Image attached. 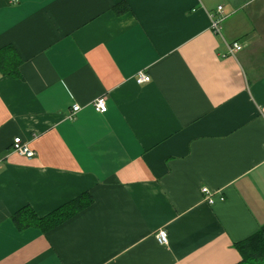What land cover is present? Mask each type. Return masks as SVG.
I'll use <instances>...</instances> for the list:
<instances>
[{
    "label": "crops",
    "instance_id": "crops-1",
    "mask_svg": "<svg viewBox=\"0 0 264 264\" xmlns=\"http://www.w3.org/2000/svg\"><path fill=\"white\" fill-rule=\"evenodd\" d=\"M4 49L21 78L0 73V264L241 262L264 230V0H0ZM85 193L47 233L13 222Z\"/></svg>",
    "mask_w": 264,
    "mask_h": 264
},
{
    "label": "trees",
    "instance_id": "trees-1",
    "mask_svg": "<svg viewBox=\"0 0 264 264\" xmlns=\"http://www.w3.org/2000/svg\"><path fill=\"white\" fill-rule=\"evenodd\" d=\"M114 9L117 15H122L128 11V6L119 4ZM9 50L0 51V73L15 79L21 78L19 71L21 62L15 60ZM93 202L92 195L85 193L44 218H39L30 207H25L13 216V222L19 231L36 228L47 233L73 219L80 212L89 208ZM235 247L242 258L239 264H264V230L258 231L248 239L236 244Z\"/></svg>",
    "mask_w": 264,
    "mask_h": 264
},
{
    "label": "built area",
    "instance_id": "built-area-1",
    "mask_svg": "<svg viewBox=\"0 0 264 264\" xmlns=\"http://www.w3.org/2000/svg\"><path fill=\"white\" fill-rule=\"evenodd\" d=\"M225 20V17L223 16V7H218L217 11L215 14L211 15V30L216 34V35H222V24L223 21ZM228 47V53L232 56L235 55L236 52L242 50V46L239 44H233V45H227ZM136 82L139 85L150 83L151 78L149 75L145 74L144 72H140L136 76ZM94 107L97 112L99 113H106L108 108L106 104V98L101 97L98 98L95 103ZM81 110L80 106H74L73 108V113H78ZM13 150L15 153L19 154L20 156H24L27 158H32L35 153L33 150L30 149L28 143L24 142L21 138H16L13 142ZM202 194L204 195L205 201L209 205L215 204V195L213 192H211L208 188H203L202 189ZM221 201H224V197H220ZM157 241L160 245L166 246L169 243L168 239V233L164 230L159 231L157 234Z\"/></svg>",
    "mask_w": 264,
    "mask_h": 264
}]
</instances>
